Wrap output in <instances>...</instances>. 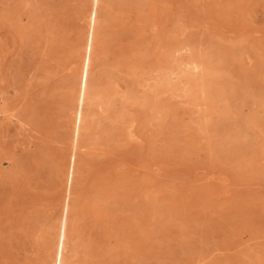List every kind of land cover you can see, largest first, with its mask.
I'll use <instances>...</instances> for the list:
<instances>
[{
    "label": "rangeland",
    "instance_id": "rangeland-1",
    "mask_svg": "<svg viewBox=\"0 0 264 264\" xmlns=\"http://www.w3.org/2000/svg\"><path fill=\"white\" fill-rule=\"evenodd\" d=\"M92 4L0 0V264H264V0Z\"/></svg>",
    "mask_w": 264,
    "mask_h": 264
},
{
    "label": "bare ground",
    "instance_id": "bare-ground-1",
    "mask_svg": "<svg viewBox=\"0 0 264 264\" xmlns=\"http://www.w3.org/2000/svg\"><path fill=\"white\" fill-rule=\"evenodd\" d=\"M98 1L99 0H93L91 12H90L89 24H91L92 27L95 25V21H96ZM87 39L89 43L86 44V48L84 50V57H83V61H82L81 69H80L79 93H78L77 108H76V113H75L74 138L76 139V141L80 134V123L82 120V107H83V103L85 99V92H86L87 79H88V70H89V63H90L91 45H92V40H93L92 32L87 34ZM72 164L74 166V159L72 161ZM71 179H72V176H70V181ZM64 210H65V217H64V220L61 222V227L59 228V232H58L54 264H62V255H63V250L65 247V239H66L67 213H68L67 204L65 205Z\"/></svg>",
    "mask_w": 264,
    "mask_h": 264
}]
</instances>
